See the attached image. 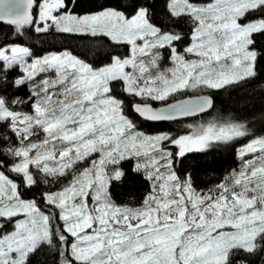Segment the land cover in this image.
Listing matches in <instances>:
<instances>
[{
  "label": "snow or ice",
  "instance_id": "snow-or-ice-1",
  "mask_svg": "<svg viewBox=\"0 0 264 264\" xmlns=\"http://www.w3.org/2000/svg\"><path fill=\"white\" fill-rule=\"evenodd\" d=\"M35 5L0 0L12 29L0 42V264H252L264 253V138L206 192L178 167L248 135L255 110L150 135L116 90L142 101L130 109L145 121L211 115L206 94L147 101L255 77L264 15L240 21L264 0H42L33 15ZM70 37L88 39L84 51ZM139 179L150 186L140 206L118 204L113 189Z\"/></svg>",
  "mask_w": 264,
  "mask_h": 264
},
{
  "label": "trees",
  "instance_id": "trees-1",
  "mask_svg": "<svg viewBox=\"0 0 264 264\" xmlns=\"http://www.w3.org/2000/svg\"><path fill=\"white\" fill-rule=\"evenodd\" d=\"M42 0H36V5L33 9V15H36L37 5ZM201 5H207L213 0H196ZM264 15L260 11L250 12L246 14L243 22H248L251 19H258ZM191 25L185 27V31H189ZM12 29L7 25H0V42L5 38L12 39L10 35ZM26 32L29 29H25ZM68 39V46L78 51H84L85 46L88 45V39L79 37H70ZM257 47L264 49V38L257 36ZM190 43V41H185ZM63 45V41L58 40L56 47ZM39 46V45H37ZM48 47V45H44ZM98 47V45H97ZM122 51V50H121ZM88 55L92 52L89 50ZM166 55V54H165ZM163 68L172 67L171 61L165 59L162 62ZM117 93L126 101V112L136 121L140 131L148 134L157 133H171L173 136L185 134L191 131L187 125H199L207 122L213 117H219L221 120L231 119L237 113L243 114L246 108L249 112L255 110V115L252 116L248 122V135L242 139H237L229 144H213L210 148L202 151H193L187 153L183 158V163L178 167L182 175L191 174L194 187L199 191H208L214 189L215 186L221 183L226 176L231 175L239 168L240 161L237 157L238 147L246 140L264 135V122L261 121V109H264V62L258 60L257 75L252 78L240 81L236 84L223 87L219 90H211L204 93L210 95L214 100V110L211 115L206 113L199 117L187 120H179L175 122L154 123L148 122L137 117L130 109V103L135 99L136 102H142L138 98L127 96L120 89ZM187 93H179L172 96L166 102L175 101L185 97H190ZM151 105L157 103L151 101ZM159 105V106H161ZM11 178L18 179L12 173H7ZM53 191L59 190V186H53ZM150 191V186L143 179L128 181L126 187H117L113 189L114 199L121 205H137L140 204L145 195ZM26 195H30L27 193ZM42 210L48 212L43 203H41ZM70 239V237H69ZM71 240V239H70ZM252 264H264V253H256L248 257Z\"/></svg>",
  "mask_w": 264,
  "mask_h": 264
},
{
  "label": "rangeland",
  "instance_id": "rangeland-1",
  "mask_svg": "<svg viewBox=\"0 0 264 264\" xmlns=\"http://www.w3.org/2000/svg\"><path fill=\"white\" fill-rule=\"evenodd\" d=\"M42 1H40L37 5V11H36V15H38V12H39V4L41 3ZM213 3V2H211ZM244 18L241 19V23H247V22H243ZM186 59L188 60H192V59H196V57L192 56V55H187L186 54ZM236 84V83H234ZM230 85H233V84H230ZM226 86H229V85H226ZM225 86V87H226ZM211 91L210 89H203V90H188V91H184V92H181V93H187L189 95H193V96H198V95H204V93L206 92H209ZM179 94V93H178ZM177 95V94H176ZM171 97H169L168 99H170ZM139 99V98H138ZM152 100H148L147 102L150 104ZM167 101V100H166ZM166 101H154L156 102L157 104L154 105V107H158L159 105H161L162 103L166 102ZM153 106V105H152ZM148 134V133H147ZM150 135H154V134H150ZM244 138V137H243ZM258 138H264V135L263 136H259V137H255V138H251L249 140H246L244 141L239 147H238V151H237V157L240 161V164H239V168L237 171L235 172H239L241 170V168L243 167V161L245 160H248V159H251L253 155H259V151H257L255 154L253 153H248L247 155L243 156L242 158L240 157L239 153L241 151V149H243L248 143H250L251 141L255 140V139H258ZM242 139V138H240ZM259 146H257L258 148ZM173 151H175V148H172ZM232 174V173H231ZM206 192V191H205ZM147 195V194H146ZM145 195V196H146ZM142 202V201H141ZM141 204V203H140ZM140 204H137V205H130V206H140ZM46 207V209L50 210V206H47V205H44ZM71 239V237H70Z\"/></svg>",
  "mask_w": 264,
  "mask_h": 264
},
{
  "label": "water",
  "instance_id": "water-1",
  "mask_svg": "<svg viewBox=\"0 0 264 264\" xmlns=\"http://www.w3.org/2000/svg\"><path fill=\"white\" fill-rule=\"evenodd\" d=\"M34 9V8H33ZM207 95V94H206ZM196 96H190V97H185V98H181V99H188V98H195ZM172 102H174V101H172ZM172 102H168V103H172ZM168 103H166V104H168ZM166 104H163V105H161V106H158V107H154V108H159V107H162V106H164V105H166ZM134 113V112H133ZM135 114V113H134ZM204 114H206V113H204ZM204 114H202V115H204ZM137 117H139L137 114H135ZM199 116H201V115H198V116H193V117H187V118H183V119H179V120H187V119H193V118H196V117H199ZM140 118V117H139ZM140 119H142V118H140ZM143 120V119H142ZM179 120H177V121H179ZM145 121V120H144ZM148 122H150V121H148ZM172 122H175V121H172ZM161 123H163V122H161Z\"/></svg>",
  "mask_w": 264,
  "mask_h": 264
}]
</instances>
